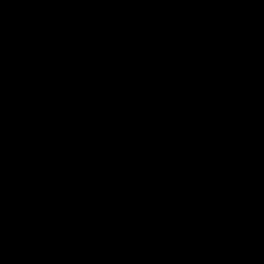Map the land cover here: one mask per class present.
<instances>
[{
	"label": "water",
	"instance_id": "water-1",
	"mask_svg": "<svg viewBox=\"0 0 264 264\" xmlns=\"http://www.w3.org/2000/svg\"><path fill=\"white\" fill-rule=\"evenodd\" d=\"M0 264H264V0H0Z\"/></svg>",
	"mask_w": 264,
	"mask_h": 264
},
{
	"label": "bare ground",
	"instance_id": "bare-ground-1",
	"mask_svg": "<svg viewBox=\"0 0 264 264\" xmlns=\"http://www.w3.org/2000/svg\"><path fill=\"white\" fill-rule=\"evenodd\" d=\"M46 103H48V101Z\"/></svg>",
	"mask_w": 264,
	"mask_h": 264
}]
</instances>
